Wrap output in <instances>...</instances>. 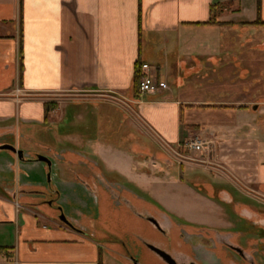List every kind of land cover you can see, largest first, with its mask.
<instances>
[{"label": "crops", "instance_id": "0c3cea01", "mask_svg": "<svg viewBox=\"0 0 264 264\" xmlns=\"http://www.w3.org/2000/svg\"><path fill=\"white\" fill-rule=\"evenodd\" d=\"M217 4L225 5L217 19L220 24H208L211 7ZM258 18L264 22V0L260 6L258 0H0V146L19 145L15 130L21 125L50 126L49 114L62 112L69 104L71 110L84 104L120 109L135 116L149 133L142 130L140 134L159 146L179 144L191 132L190 127L198 128L196 141L208 149L213 147L214 154L207 156L217 164L213 166L217 175L235 190L239 191V182L264 199V140L234 136L250 133L252 125L240 124L236 111L227 110L230 106L226 104L216 105L229 108L190 109L198 103L180 101L170 84L172 77L179 80V71L187 72L192 53L185 51L215 62L214 54L222 45L212 40L214 35L240 28L253 33L254 28H264L252 25ZM172 46L182 53H168ZM201 49L209 52L201 54ZM158 50L161 63L154 69L169 90L137 93V63L153 65ZM181 54L179 62H170ZM111 98L127 101L128 111ZM51 103L55 108L50 106L54 110L48 114L46 104ZM231 106L237 108L238 103ZM3 152L0 150V264H106V254L125 264L120 250L114 247L111 252L112 242L57 223L48 213L53 208L39 210L44 202L20 201L22 185L11 183L16 176L18 180L25 177L28 188H46L55 180L52 187L63 194L64 187L71 188L76 182L54 176L47 182L45 167L42 170L40 162L33 161H27V168L33 171L18 174L16 169L24 167L15 161L17 155ZM145 154L156 159L160 155L148 150ZM129 174L135 179L131 166ZM2 182L10 184L4 187Z\"/></svg>", "mask_w": 264, "mask_h": 264}, {"label": "rangeland", "instance_id": "374dc122", "mask_svg": "<svg viewBox=\"0 0 264 264\" xmlns=\"http://www.w3.org/2000/svg\"><path fill=\"white\" fill-rule=\"evenodd\" d=\"M254 29L253 33L240 28L237 32L215 34L212 40L222 45L214 54L215 62L208 61V56H195V51H185L192 53L191 61L187 59V72L179 71V80L177 76L172 77L170 84L180 101L198 103L190 109H226L229 107L216 104L229 105L227 110L236 111L240 124L252 125L250 133H236V138L264 140V109H247L250 104L264 107V28ZM208 52L200 50L201 54ZM160 53L156 51L153 61L150 59L153 68L161 63ZM168 53L176 56L182 51L172 46ZM175 56L170 58L171 63L182 59V54L177 59ZM192 67L193 71L188 72ZM176 81L181 83L176 85ZM110 101L129 109L127 101L114 98ZM236 103L237 108L231 106ZM71 106L69 104L62 112L52 111L50 126L21 125L20 130H15L16 144L19 143L15 146L24 151L27 160H35L39 154L49 157L53 163L52 179L54 176V179L77 184L64 187V193L56 199V194L47 186L29 185L28 188L25 177L18 180L16 176L11 183L18 181L22 185V193H18L20 201L44 202L39 210L53 208L48 213L57 223H61L57 208L61 206L76 228L112 242L108 245L111 252L115 248L120 250L125 264L133 263L120 240L126 243L130 254L137 257L138 264H164L137 236L145 243L170 252L178 263L264 264V199L253 189L242 188L239 182L235 183L239 191L235 190L228 180L215 173L214 160L207 156L214 154L212 146L208 149L203 143L200 151L188 147L196 142L198 128L190 127L191 132L179 144L159 146L140 134L142 130L149 133L129 112L90 104L71 110ZM93 141H99V145L92 144ZM147 150L160 153L159 158L169 159L171 165H163L156 157L145 154ZM5 153L9 151H4L3 155ZM132 156L136 158L130 160ZM14 159L19 160L18 156ZM20 163L24 169H16L18 174L33 171L27 168L30 166L27 161ZM38 165L42 170L45 167L43 172L48 173L45 164ZM130 166L135 179L130 177ZM50 183L55 185V180ZM205 192L207 196L218 198L221 208L210 205V201L203 198ZM49 199L56 202L50 206ZM148 218L158 221L165 234L159 233ZM231 247L241 249L245 258H240ZM105 258L106 264H123L108 254Z\"/></svg>", "mask_w": 264, "mask_h": 264}, {"label": "flooded vegetation", "instance_id": "af4514ba", "mask_svg": "<svg viewBox=\"0 0 264 264\" xmlns=\"http://www.w3.org/2000/svg\"><path fill=\"white\" fill-rule=\"evenodd\" d=\"M247 109H252V110H254V111H259L260 109H264V107H259V105H255V104H250V105H248L247 106ZM49 158V157H48ZM158 160L160 161V163H162L163 165H171V161L169 160V159H167V158H158ZM52 161V160H51ZM43 164H45V163H43ZM215 165H217V164H215ZM45 166H47L46 164H45ZM48 168V167H47ZM215 170V169H214ZM217 171L215 170V173H216ZM218 173V172H217ZM220 174V173H219ZM48 188L50 189V191H52V193H54V194H56V199L57 198H59L60 197V195H61V193L59 192V190L58 189H54L53 187H52V183H49V185H48ZM201 191V190H200ZM198 194H200L199 192H197ZM201 195V194H200ZM203 196V195H202ZM203 198H205V199H207V200H209L210 201V205H211V203L212 204H216L215 206L216 207H220L221 208V206L219 205V203H218V198H214V197H212V196H207V194H206V192H205V195L203 196ZM56 199H49V200H47V203L49 204V205H53L55 202H56ZM215 207V208H216ZM57 208H58V210H59V206H57ZM218 209V208H217ZM150 219H153V218H148V221H150ZM155 220V219H154ZM183 221V220H182ZM158 222V221H157ZM184 222H186V223H188V224H190V223H192V222H190V221H185L184 220ZM152 223V222H151ZM153 224V223H152ZM154 225V224H153ZM160 225V224H159ZM72 226H73V228L74 229H77V230H80L79 228H76L73 224H72ZM155 227H156V225H154ZM102 229V228H101ZM156 229L158 230V232L159 233H161L162 235H164L165 234V231L161 228V226H160V228H158V227H156ZM114 238H116L117 239V237L115 236ZM137 239H138V241L140 240L141 242H143L145 245V247L150 251V252H152L155 256H157L158 257V259H159V261H161V262H163L164 264H167L166 262H164L158 255H156L152 250H150L149 248H148V245H153V244H149V243H145L143 240H142V237H140V236H137ZM120 243H121V245H123V248H124V250H125V253L128 255V256H130V259H131V263H133V264H138V259H137V257L135 258V257H133L130 253H131V251H130V249L127 247V245H126V243L125 242H122V240H120L119 241ZM153 246H155V247H157V248H159V249H161V250H163V251H165V252H167L169 255H171L172 256V258L176 261V263L177 264H197V263H195V262H189V263H178V261L175 259V257L170 253V252H168V251H166V250H164L163 248H160V247H158V246H156V245H153ZM231 250H233L240 258H245V256H244V253H243V251L241 250V249H239V248H237V247H231L230 248Z\"/></svg>", "mask_w": 264, "mask_h": 264}, {"label": "water", "instance_id": "95a60500", "mask_svg": "<svg viewBox=\"0 0 264 264\" xmlns=\"http://www.w3.org/2000/svg\"><path fill=\"white\" fill-rule=\"evenodd\" d=\"M0 150H4V151H10L14 154H16L19 158L20 161H34V162H40V163H45L48 167V181L51 180V173H52V161L50 160V158H48L47 156L44 155H37V159L33 160V159H29L27 160L25 158V154L24 151L21 149H17L15 146L13 145H1L0 146ZM59 211L61 213V215L59 216V220L61 222H63L65 225H67L70 228H73L72 223L67 219L66 215L63 213L62 207L59 206ZM150 222H152L154 225H156V227L160 228L159 223L154 220V219H150ZM148 248L150 250H152L156 255H158L164 262H166L167 264H177L176 261L172 258L171 255H169L167 252L153 246V245H148Z\"/></svg>", "mask_w": 264, "mask_h": 264}, {"label": "built area", "instance_id": "2783aa9c", "mask_svg": "<svg viewBox=\"0 0 264 264\" xmlns=\"http://www.w3.org/2000/svg\"><path fill=\"white\" fill-rule=\"evenodd\" d=\"M142 77L139 83V92L142 95L158 94L169 90L167 82L162 81L158 74L157 69H154L150 64L143 63L141 66ZM188 147L195 151L202 150V143L200 141L188 144Z\"/></svg>", "mask_w": 264, "mask_h": 264}, {"label": "trees", "instance_id": "16d2710c", "mask_svg": "<svg viewBox=\"0 0 264 264\" xmlns=\"http://www.w3.org/2000/svg\"><path fill=\"white\" fill-rule=\"evenodd\" d=\"M261 0H258V5L260 6ZM225 5H221V4H217V5H213L211 7L210 10V20L208 22V24H220L217 19L218 17L222 14V12L224 11ZM252 25L254 26H263L264 22L258 18V20L254 23H252ZM143 63L138 62L137 63V68H136V75H135V89L137 93L139 92V83H140V79L142 77V72H141V66ZM50 106L52 108H55V104H46V113L49 114L50 111L54 110V109H50Z\"/></svg>", "mask_w": 264, "mask_h": 264}]
</instances>
